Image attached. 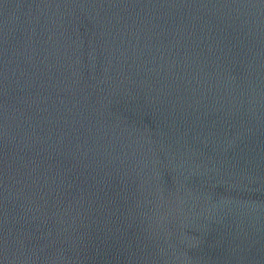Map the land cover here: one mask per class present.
<instances>
[{
	"label": "water",
	"instance_id": "1",
	"mask_svg": "<svg viewBox=\"0 0 264 264\" xmlns=\"http://www.w3.org/2000/svg\"><path fill=\"white\" fill-rule=\"evenodd\" d=\"M0 264H264V0H0Z\"/></svg>",
	"mask_w": 264,
	"mask_h": 264
}]
</instances>
